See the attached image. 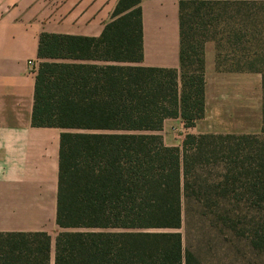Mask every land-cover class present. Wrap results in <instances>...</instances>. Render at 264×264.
<instances>
[{
  "label": "trees",
  "instance_id": "1",
  "mask_svg": "<svg viewBox=\"0 0 264 264\" xmlns=\"http://www.w3.org/2000/svg\"><path fill=\"white\" fill-rule=\"evenodd\" d=\"M139 1L116 0L97 36L39 33L30 122L61 128L58 230L52 248L45 230L0 231V264H194L176 230L183 197L215 217H256L248 231L230 217L228 224L264 248V0H191L192 34L186 1L177 0V67L138 63ZM207 39L217 69L226 62L259 73V131H187L180 145H166L165 117L190 127L203 114ZM96 59L116 63L87 61ZM211 162L221 164L215 180L202 176ZM220 197L230 205L220 207Z\"/></svg>",
  "mask_w": 264,
  "mask_h": 264
},
{
  "label": "crops",
  "instance_id": "2",
  "mask_svg": "<svg viewBox=\"0 0 264 264\" xmlns=\"http://www.w3.org/2000/svg\"><path fill=\"white\" fill-rule=\"evenodd\" d=\"M115 2L0 0V231L45 230L52 248L58 230L55 202L61 128L30 122L38 36L43 31L97 36L110 19ZM139 6L142 58L138 63L177 67V0H140ZM202 50L203 114L190 127L183 126L178 116L165 117L159 132L166 145H180L187 131H259V93L253 102L250 92L236 88L238 83L246 84L251 71L217 69L213 40H205Z\"/></svg>",
  "mask_w": 264,
  "mask_h": 264
},
{
  "label": "rangeland",
  "instance_id": "3",
  "mask_svg": "<svg viewBox=\"0 0 264 264\" xmlns=\"http://www.w3.org/2000/svg\"><path fill=\"white\" fill-rule=\"evenodd\" d=\"M185 33L192 34L193 26H195L196 14L193 11L191 0H185ZM191 25V27H190ZM190 37V36H189ZM221 61H224V49L220 50ZM224 63V62H223ZM225 64L219 67V70L226 69ZM230 71V70H229ZM246 71V70H238ZM259 73L251 71L246 76V84L238 83L236 88L241 93H251L253 102L257 101L258 93L260 97ZM242 84V85H241ZM208 168L202 175L208 179H216L221 170L220 162H211L207 164ZM219 206L227 207L230 203L226 198H219ZM241 203V202H240ZM242 211L246 210L245 203L240 204ZM202 206L200 201L193 197L182 199L181 203V223L176 230L181 234V245L183 248L191 250L195 257L194 264H264V248L257 249L250 245L245 235H239L235 229H231L228 224L230 220H235L233 215L228 217H215L213 213ZM220 211V210H219ZM252 219V220H251ZM259 220L252 215L241 217L236 221V228L243 227L245 231L250 229L252 223L250 221ZM52 255V254H51ZM52 263V262H51Z\"/></svg>",
  "mask_w": 264,
  "mask_h": 264
},
{
  "label": "built area",
  "instance_id": "4",
  "mask_svg": "<svg viewBox=\"0 0 264 264\" xmlns=\"http://www.w3.org/2000/svg\"><path fill=\"white\" fill-rule=\"evenodd\" d=\"M28 63L31 64V63H32V60L29 59V60H28ZM36 66H37V64H35V68H36Z\"/></svg>",
  "mask_w": 264,
  "mask_h": 264
}]
</instances>
